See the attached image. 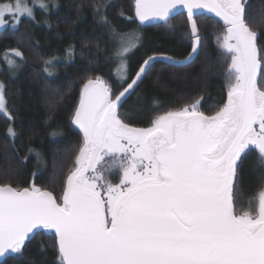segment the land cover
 <instances>
[{"label": "snow or ice", "instance_id": "snow-or-ice-1", "mask_svg": "<svg viewBox=\"0 0 264 264\" xmlns=\"http://www.w3.org/2000/svg\"><path fill=\"white\" fill-rule=\"evenodd\" d=\"M35 4L47 7L43 0ZM184 10L188 60L148 56L130 82L126 57L141 33L113 27L123 90L98 75L83 83L72 120L82 142L59 202L35 185H0V257L20 253L34 230H52L59 264H264V177L250 210L235 202L246 151L257 150L264 168V45L249 23L246 0H135L142 23L167 24ZM204 10L225 25L219 39L229 61L226 102L206 115L198 98L155 116L149 127L134 126L121 107L158 60L191 62L201 47L196 17ZM24 15L34 18L26 0L3 4L0 28L6 16L15 27ZM0 113L12 119L2 83ZM8 132L15 136L13 128Z\"/></svg>", "mask_w": 264, "mask_h": 264}, {"label": "trees", "instance_id": "trees-1", "mask_svg": "<svg viewBox=\"0 0 264 264\" xmlns=\"http://www.w3.org/2000/svg\"><path fill=\"white\" fill-rule=\"evenodd\" d=\"M44 1L48 7L36 9L34 18L23 17L18 26L0 30V81L12 115L10 120L0 113V185L21 189L35 185L53 192L59 202L82 142L72 120L83 83L98 75L114 91L123 90L118 84L120 58L115 54L119 39L113 27L121 34L141 33L139 45L126 57L128 82L148 56L187 61L191 36L185 12L167 24L145 25L135 16V0ZM246 13L264 45V0H246ZM196 21L201 47L191 62L158 60L121 107V114L134 126L149 127L155 116L198 98L206 115L226 102L229 61L219 39L225 25L206 14ZM14 49L23 55L17 57ZM6 56L15 65H9ZM10 127L15 136L9 134ZM239 164L235 202L238 210H250L264 168L254 148L246 151ZM110 179L119 182L118 175ZM56 241L51 231L39 230L20 253L9 254L0 264H59Z\"/></svg>", "mask_w": 264, "mask_h": 264}, {"label": "rangeland", "instance_id": "rangeland-1", "mask_svg": "<svg viewBox=\"0 0 264 264\" xmlns=\"http://www.w3.org/2000/svg\"><path fill=\"white\" fill-rule=\"evenodd\" d=\"M14 2H0V6H2L3 4H6V3H9L10 4V3H14ZM26 3L28 4L29 7H33L34 15H35V10L36 9H38V8H40V9H46L48 7V4L44 0H43V3L47 6L46 8L40 7L38 4H35V0H26ZM34 4H35V6H34ZM23 17H29V16L24 15L22 17H19V20H21ZM30 18H33V17H30ZM5 21H6V26L4 28H6L8 26L13 27V18L11 16H6L5 17ZM16 26H18V25H16ZM4 28H0V30L1 29H4ZM0 83H2V82L0 81Z\"/></svg>", "mask_w": 264, "mask_h": 264}, {"label": "water", "instance_id": "water-1", "mask_svg": "<svg viewBox=\"0 0 264 264\" xmlns=\"http://www.w3.org/2000/svg\"><path fill=\"white\" fill-rule=\"evenodd\" d=\"M182 12H185L186 13V10H184V11H182ZM181 12V13H182ZM204 12H205V14L207 15V16H211V17H215V18H217L219 21H221V22H223L219 17H216L214 14H212V13H208L207 12V10H204ZM174 16H176V15H173V16H170V18L169 19H171V18H173ZM137 19H138V17H137ZM138 21H139V19H138ZM140 22V21H139ZM162 22H164V21H158V22H151V23H149V22H140V23H142V24H145V25H155V24H159V23H162ZM163 60H167V59H163ZM169 61V60H168ZM77 127V126H76ZM78 128V127H77ZM79 129V128H78ZM33 186V185H32ZM47 191H49V190H47ZM54 195V194H53ZM55 196V195H54ZM49 231H51L53 234H54V231H52V230H49ZM38 231L37 230H34V232L33 233H31L30 234V239L29 240H27L26 242H29V241H31L34 237H35V235H36V233H37ZM55 235V234H54ZM25 242V243H26ZM57 242V241H56ZM9 254H6L5 255V257L6 256H8ZM5 257H0V261L2 260V259H4Z\"/></svg>", "mask_w": 264, "mask_h": 264}]
</instances>
